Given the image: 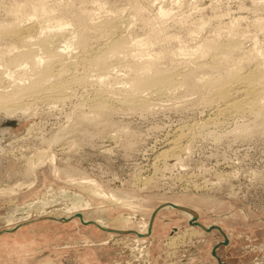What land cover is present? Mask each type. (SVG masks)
<instances>
[{
    "label": "rangeland",
    "instance_id": "obj_1",
    "mask_svg": "<svg viewBox=\"0 0 264 264\" xmlns=\"http://www.w3.org/2000/svg\"><path fill=\"white\" fill-rule=\"evenodd\" d=\"M44 1L48 6L70 8L60 13L70 31L64 35L71 33L74 40V34L82 31V41L69 44L62 58L68 61L73 56L77 65L69 69L83 71V77L57 91L60 99L58 95L53 101L26 97L23 101L30 103L25 108L6 112L0 107V230L29 221L0 233V264H217L213 249L226 264L264 263V128L259 118L248 108L243 115L239 111L223 112V117L213 114L220 100L204 101L206 89L189 92L183 85L168 89V94L157 93V99L141 91L142 97L146 94L151 100L144 98L143 106L142 98L127 96L131 91L127 68L117 62L125 57L110 56V67L115 60L114 67L103 74L90 68L89 60L96 50L106 49L111 34L115 38L120 32L150 39L146 52L160 55V67L175 71L190 66L192 55L184 54L185 49L195 48L205 38L225 40L236 33L242 39L239 52L254 47L264 53V0ZM20 3L0 0V25L14 18L13 9ZM80 8L93 12L95 25L85 26L77 19L75 12ZM160 9L168 13L161 15ZM27 12L23 10L22 15ZM111 15L119 19L112 17L116 25L107 27ZM155 29L160 34L152 40ZM164 35L166 39L161 38ZM41 36L33 37V42ZM5 37L0 35V49L10 42L15 46L9 55L25 48L24 42ZM62 37L58 38L64 41ZM136 47L142 48L141 44ZM259 56L245 60L243 67L263 61L264 56ZM198 60L204 64L199 73L211 74V56ZM5 61L0 54V94L12 90L14 81L23 82L19 77L25 67L7 69ZM229 63H223L219 71ZM100 100L106 105L97 111L94 106ZM241 125L246 130L241 131ZM173 135L181 144L179 150L162 154ZM64 192L89 202L91 207L81 209L84 218L110 226L120 218L116 227L137 231L145 227L156 206L178 203L196 213L199 223L219 225L227 243L217 228L207 231L190 224L183 210L171 207L155 213L153 232L143 237L104 231L92 223L82 224L78 217L41 218L66 216L63 211L38 212ZM177 232L178 239L172 241L170 236Z\"/></svg>",
    "mask_w": 264,
    "mask_h": 264
},
{
    "label": "bare ground",
    "instance_id": "obj_2",
    "mask_svg": "<svg viewBox=\"0 0 264 264\" xmlns=\"http://www.w3.org/2000/svg\"><path fill=\"white\" fill-rule=\"evenodd\" d=\"M21 2L22 3L18 4L13 9L14 18L6 24L0 25V35L1 36L4 35V37H5L8 35L10 37V39L12 37L14 40L25 43L23 46L25 48H23L21 50H19V48L18 49L15 48L16 51L17 50L18 51L17 52L14 51L15 53L12 54L13 53L12 52L10 55L8 53L11 52V49L14 50V47H15L12 42H10V45L5 47L4 49H0L1 57H3L6 60L4 63L5 64L4 68L10 69L11 66H15V67L24 66L25 67L24 71L22 72L24 74L19 77L20 80H23V82H20V81L18 82L13 77L17 81V83H16V81H14V86L12 87L13 89L10 88L12 90H10V89H9L10 91L7 90L9 92L5 91L4 93L0 94V107L4 108L6 110V112H8L14 108H15L14 110H16L17 107L20 108V107H24V105H26V104H29L30 103V102H28L29 100L27 102H24V101H26V100H24V99H26V97H29L32 101L35 99H37V100L48 99V101H49L50 98H51L50 100H52L53 97L55 98V95L56 96L58 95L57 91L61 92L63 89L64 90L67 89L66 87H69L67 85H71L70 82L76 83L81 79V77H83V71L82 72L79 71L80 72L79 73L78 71H76V69H75V71L74 70L71 71V69H69V67L70 68L73 66L76 67L75 66L76 63H74L75 61L73 59V56L71 57L72 60H68V61L63 60L66 57L62 58V55L66 54V53L64 54V49H66V47L68 48L69 44L74 43V42L80 43L82 41V31H78V33L74 34V40H72L73 35H71V33L70 34L68 33V35H64L68 31V29H67V27L63 26L66 23V21L61 17L60 13L70 10V8L69 7H59V6H48L44 0H21ZM23 10L28 11L27 15H22ZM159 13L161 15H166L168 12L166 9H160ZM115 15H111L109 17V20H111V21H109L107 27L109 26V24H110V26H112V24H113L112 19H115L117 17V16L115 17ZM75 16L77 17V19L82 20V22L85 26L87 23H89L92 26L96 24L93 12L90 10H87L85 8H80L79 11H76ZM118 16H119V14H118ZM177 21L181 22L183 20L179 19ZM121 24H122V22H121ZM232 27H233V23H231L229 28H232ZM120 29H118V30H120ZM113 31H116V30H113ZM68 32H70V31H68ZM116 33H118V31ZM121 33L122 32H120V35L118 34L117 36L115 34V38H112L114 36V34H111L113 36L111 37L109 44H107L108 42L106 43V45H105L106 49H104L105 48L104 47L103 50H100V51L96 50V53H94L93 55L90 56V58H89L90 63H91L90 68H93L94 70H97L100 73L101 72L105 73L108 71L109 68L111 69V67L114 65V62H115V60H114V62L112 61L113 64L110 67V63H111L109 60L110 56L113 57L115 55L118 57L119 56L125 57V59H126L125 61L118 60L117 62H118V65H121V66L124 65L127 68V70L125 69V71L128 72V74H126L127 75L126 80L130 85L131 89L130 88L129 89L131 91L129 94V91L127 90L128 95L127 94L126 95L130 96V98L131 97L142 98L143 101H141V103H143V106H144V102L146 101V99H148V97H154V99H157V98H159V97L155 98L157 93L162 92V91L163 92L170 91V90H168L170 88H173V89H171L173 91L174 87L178 86V85L185 86L186 87L185 89L189 90V92L190 91H195V92L204 91L206 89V93L204 95L202 94L204 101H209V102L211 101L212 102V100H214V99L215 100L218 99V101L219 100L221 101L220 105H217L213 108L214 112H215V113L212 112L213 114L222 113L221 116L223 117V112H228V111L229 112L230 111H233V112L236 111L237 112V111H239L240 113H242L243 111H245L246 108H248L249 109L248 111H252L255 114L256 119H257V117L259 118L260 128H264V59H263V61L260 59L261 61H258L257 64H254L255 62H253V65H251V66L245 65L246 68L243 69L245 67V66L243 67V63L245 62V60H247V59L249 60L251 57L253 59L254 54H255V57H258L259 56L258 54H261L259 56V58H260V57H262V55L264 56V53H262L260 50L254 48V47H252L251 49L248 48L249 50H247V49L243 50L242 49L243 52H241V51L239 52L238 50L241 48L240 42L242 39L240 40V38H238L236 36V33L230 35L225 40H220L216 37L205 38L198 45H196L195 48L185 49L184 54H187L189 57H190V55H192L190 59L188 57V59L191 61L190 66L187 68L185 67L186 69L180 68L179 71L173 70L174 68L173 69L172 68L171 69L170 68H168V69L161 68L160 67V55H157L155 53L150 54V53L146 52V48L148 47V44L151 42L150 39H144L143 40V39H139V38H132L129 36L127 37L124 34H123L124 36H122ZM159 34H160L159 29L153 30L152 40L158 39ZM37 35H39V36L42 35V36L40 38L37 37L38 42L34 43L32 38L33 37L36 38ZM59 36H63L62 38H64L63 39L64 41L59 40V38H58ZM9 37H8V39H9ZM161 38L166 39L167 35H164ZM35 41H36V39H35ZM58 41L64 42V45H62V47H61V45H60L61 43L59 44ZM36 43H38L37 44L38 47L35 46ZM33 44H35V45H33ZM138 44H141V46H142L141 49H138L136 47ZM16 47H18V45ZM100 49H101V47H100ZM67 51L68 50H65V52H67ZM235 51H238V52H235ZM208 54L211 56V59H212V61L209 62L210 68H208L211 70V74H210V72H209V74L205 73V75L200 74L199 70L204 66V64L201 62H196V61L205 55L207 56ZM256 54L258 56H256ZM70 55H71V53H70ZM113 59H114V57H113ZM115 59H117V58H115ZM198 61H200V60H198ZM194 62L197 64H195ZM227 62H230V63H229V65H227L225 70L219 71V68H221L220 66L223 63H227ZM259 62H261V63H259ZM86 68H88V67H86ZM22 69H23V67H22ZM67 69L70 70V71H68L69 73H66ZM9 71L7 73H8V75H11V73L9 74ZM19 71H18V73H19ZM111 71H113V70H111ZM111 71H109V72H111ZM201 71H204V70H201ZM13 72L14 71H12V73ZM15 72H17V71H15ZM2 73L0 74L1 76H2ZM103 73H101V74H103ZM84 74H85V72H84ZM25 75H27V76H25ZM104 76H105V74H104ZM98 77H100V75H98ZM102 77H100V78H102ZM16 78H18V77H16ZM19 78H18V80H19ZM105 78L107 80V77H104V79ZM85 79L86 78H84L83 80H85ZM11 82L12 81H10V83ZM2 84L0 85V88H1ZM81 84H82V82H81ZM110 84H112V82ZM110 84H108V85H110ZM101 86H102V84H101ZM4 88H3V91L5 90ZM108 89H106V90H108ZM143 90L144 91L146 90L148 97L145 94V92H142V94H145L144 97H142L140 95L141 94L140 92ZM110 93H112V92H110ZM162 93H161V95H162ZM64 94H65V92H64ZM167 94H168V92H167ZM169 94H170V92H169ZM126 95H125V97H127ZM157 96H158V94H157ZM159 96H160V94H159ZM63 97L64 96H62V98ZM144 98H145V101H144ZM58 99H60V96ZM151 99H153V98H151ZM165 100H166V98H165ZM32 101H31V103H32ZM128 101H130V100H128ZM149 101H151V100H149ZM104 104H103V101H101V102L98 101V103L94 107L96 108L97 111H99L105 107ZM145 104H147V103L145 102ZM148 104H149V102H148ZM132 105H134V104H132ZM26 109H28V108H26ZM236 112H235V114H236ZM254 114H253V116H254ZM237 115H239V114H237ZM242 115H243V113H242ZM226 116H227V114H226ZM214 117H216V116H213V118ZM9 118L5 119V121L7 120V123H9V121H8V120H10ZM208 118H210V117H208ZM5 121H3V122H5ZM242 126L243 125H241L240 128ZM242 130H246V128L242 127L241 131ZM181 132L183 133V131H181ZM179 133L177 134L178 136H179ZM183 134H181V135H183ZM180 146H181V144H180ZM180 146L178 145V138L174 136V139L171 140V144L169 145V148L167 147L168 148L167 149L165 147L166 149L164 151H161V153L166 154L167 152H170V153L175 154L176 151L179 150ZM177 153H179V152H177ZM33 167L35 168L36 166H33ZM33 167L29 168L31 174H33ZM22 185H24V183ZM19 186H21V184ZM90 192H92L93 194H96L95 189H90ZM113 193H115V191H113ZM57 203H59V204L56 205ZM159 205H163L161 208L171 207V208H178V209L183 210V212L188 216V219L190 220V222H189L190 224H194V222H191V221H193V218H195V217L197 218L196 213H194L191 209H189L188 207L182 206L178 203L163 202ZM158 206H156L155 209H157ZM87 207H91V206H90L89 202H87L86 200H82L80 197H73L72 198L66 192H64L60 196L59 199L52 201L48 205L43 204L42 207L38 210V212L41 213V215H44L45 213L51 214V213H54L56 211H63L64 213H66V216H54V215L41 216L42 218L43 217L44 218H51V219L56 220V221H68L72 217H77L76 213H79L81 216L78 217V220L81 222V219H82V221L85 222V223L81 222L82 224H88L89 221H93L91 223L96 225L99 229L104 230V231L116 232L117 234H123L125 232H130V231L135 230V229H126L125 227H116L115 225L110 226V225L104 224V223H102L96 219H86L83 217L82 210L84 208H87ZM155 209H153V211ZM158 210L159 209H157L156 212ZM153 211L150 213L149 219L143 223V225L145 227H143L141 231L136 230L138 234L137 233H135V234H137L140 237H143V236L149 235V233L152 232V223H153L154 217L151 221V214L153 213ZM154 216H155V214H154ZM121 219H125V218L122 217ZM119 220H120V218H118L117 223L119 222ZM19 223H22V222H19ZM117 223H115V224H117ZM194 225H196V224H194ZM208 227H209L208 225H204V227H201V228L204 230H207V231H209L213 228L212 227V228L208 229ZM8 229H10V228H8ZM8 231H12V230H8ZM178 234H179L178 232L175 235L172 234L170 236V239L171 240L175 239V238L178 239ZM217 264H222V263L218 262Z\"/></svg>",
    "mask_w": 264,
    "mask_h": 264
},
{
    "label": "water",
    "instance_id": "obj_3",
    "mask_svg": "<svg viewBox=\"0 0 264 264\" xmlns=\"http://www.w3.org/2000/svg\"><path fill=\"white\" fill-rule=\"evenodd\" d=\"M162 206H163V205H159V206L157 207V209H160ZM157 209H155V210L153 211V213L151 214V221H152V219H153V217H154V214L156 213V210H157ZM76 216H77V217H80L81 215H80L79 213H76ZM41 218H42V217H41ZM43 219H45V218L43 217ZM80 219H81V218H80ZM195 219H196V217L193 218V221H191V222H194V224L198 225L199 227H204L203 224L199 223V222L196 221ZM191 220H192V219H191ZM31 221H32V220H31ZM27 222H29V221H24V222H22V223H17V224L14 225L11 229H3V230H1L0 232H2V231H6V230H7V231H8V230H14V229L18 228L20 225H22V224H24V223H27ZM81 222L85 223L84 221H82V219H81ZM87 222H88V221H87ZM91 222H93V221H89V223H91ZM189 222H190V220H189ZM95 223H96V222H95ZM149 227H150V226H149ZM212 227L217 228V229L223 234V236H224V240H223L222 242H223V243H227V238H226V236H225L223 230L221 229V227H220L219 225H209L208 229H209V228H212ZM130 232L137 233L136 230H133V231H130ZM137 234H138V233H137ZM212 252H213V255L215 256V258H216V260H217L218 262H221L222 264H226L225 262H223V261H221V260L219 259L218 255L216 254V252H215L214 249H213ZM258 264H264V263L259 262Z\"/></svg>",
    "mask_w": 264,
    "mask_h": 264
},
{
    "label": "crops",
    "instance_id": "obj_4",
    "mask_svg": "<svg viewBox=\"0 0 264 264\" xmlns=\"http://www.w3.org/2000/svg\"><path fill=\"white\" fill-rule=\"evenodd\" d=\"M115 226H117V224H115ZM154 228V227H153ZM153 232V231H152Z\"/></svg>",
    "mask_w": 264,
    "mask_h": 264
}]
</instances>
